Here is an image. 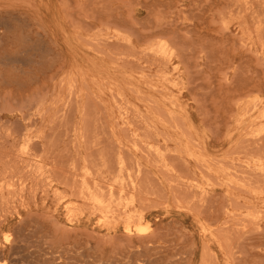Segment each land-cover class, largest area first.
<instances>
[{
	"label": "rangeland",
	"instance_id": "374dc122",
	"mask_svg": "<svg viewBox=\"0 0 264 264\" xmlns=\"http://www.w3.org/2000/svg\"><path fill=\"white\" fill-rule=\"evenodd\" d=\"M0 18L11 29L0 41V76L11 80L0 95L12 105L35 91L30 77L45 80L44 99L55 101L38 125L57 137L47 152L91 164L115 203L146 197L131 224L153 226L161 241L124 250L125 264H264V0H0ZM60 212L67 229L110 238L96 220L70 225Z\"/></svg>",
	"mask_w": 264,
	"mask_h": 264
},
{
	"label": "bare ground",
	"instance_id": "6f19581e",
	"mask_svg": "<svg viewBox=\"0 0 264 264\" xmlns=\"http://www.w3.org/2000/svg\"><path fill=\"white\" fill-rule=\"evenodd\" d=\"M83 5H85V4H83ZM68 9H69V7H68ZM86 10L87 9H85V11ZM75 12H76V10H75ZM89 15H90V12H89ZM68 16H66V17H68ZM92 16H95V15H92ZM217 17H219V16H217ZM2 20H4V19H2ZM69 21H71V20H69ZM2 22L3 21H1V18H0V41H2V39H5V37H6L5 34L7 32H10L9 30H11V29L8 30V27L6 25H4V23H2ZM72 23H71V25L74 27V25ZM80 26L81 25H79V27ZM82 27H84V26H82ZM223 29H224V27H223ZM250 29H252V28H250ZM82 30H84V28ZM107 31H108V28H107ZM220 31H222V30L220 29ZM257 31H258V29H257ZM261 34H263V33H261ZM248 35H250V34H248ZM261 39H263V38H261ZM22 41L26 42L27 40L25 39ZM101 42L103 43V41H101ZM258 42H260V41H258ZM22 43H24V42H22ZM88 43L89 42H87V44ZM98 44L99 43L97 42V45ZM101 46H103V45L101 44ZM97 50H99V49H97ZM49 51L50 52H48V54H49L50 60L54 64L53 50H49ZM234 52H235V50H234ZM103 53H104V51H103ZM251 55H253V54H251ZM255 60H257V59H255ZM0 63H1V61H0ZM256 63H257V61H256ZM260 68H261V66H260ZM225 71H223V72L226 73ZM234 73H235V70H234ZM56 74H58V70L55 72V75ZM235 75H236V73H235ZM254 75H255V73H254ZM225 78H224V80H226ZM31 79H32V82H31ZM50 79L51 80L54 79V74L52 75V77L49 78V80ZM229 79H232V77ZM29 80H30L31 84L36 85L35 91H29L28 90L27 94H25L24 96H21V98H19V100H17L13 96V99L17 100V101L13 102L14 101L13 100L12 105H11V100L9 98L8 92H7L8 96H7V93L0 95V264H89V262H91V261L94 262L93 264H120L121 262H123V264H125V262H124L125 261V255L127 254V252H124V250L126 251V249L131 248L132 246L135 245V243H139L140 246L143 245V247L148 248V250L150 248H153L156 244L158 245V241L160 240V235L156 230L153 229V226L151 227V226L147 225L145 227L140 228V227H136L137 226L136 224H134L136 226H134V225L132 226V224H131L132 221L137 220V222H138V220H140L141 218L144 217V213H143L141 206L144 203L146 197H143L142 199H140V201L137 200V203L135 201L133 202V200L129 201L127 199V201H129V202L126 201L127 202L126 204H124V203L120 204L119 202L116 201L118 203L117 204V203H115L116 191L112 190L113 189L112 187L109 188L110 185L107 186V182L109 180L107 181V179H104L106 176L102 177L103 176L102 175L101 179L99 178L98 181H96L97 179L95 180V178H93L95 176H94V174H92V172L94 173L95 170L94 171L92 170L91 164H90V167H91L90 169L83 166V165H81V169L80 168L78 169L77 168L78 163L76 162L77 163L76 164L75 160L71 159V161L70 160L65 161L63 159L65 157H62V156L59 157L58 155H52V154H49L47 152V149H48L47 143L48 142L47 143H45V142H46V138L48 140L49 135L45 138L43 128L38 125V121L39 122H45L44 119H46L49 116V114L51 113L50 109H51V106L55 100L53 99L48 103V100L44 99L46 97V94H47V93H45V90L47 87V85H46L47 82H45V80L44 81L39 80L38 82H36L38 80L37 76L30 77ZM224 80L222 79L224 84H226ZM229 82H227V83H229ZM10 83H11L10 78L4 77L3 75L0 76V87L2 86L3 88H5L6 86H10ZM66 83H67V88L69 90L68 91L69 95L66 92L65 96L67 95L71 99L72 98L71 96H73L75 93L74 88L77 91L78 80H77V78H73V77L69 76L66 79ZM83 85L85 86V84H83ZM227 85L228 84H226V86ZM80 92H82L81 88H80ZM87 92H88L87 94H91L89 91H87ZM254 94H256V93H254ZM245 95H248V94H245ZM67 96L65 98H67ZM88 96H91V95H88ZM113 97H115V96L113 95ZM73 99L74 98H72L71 100L73 101ZM64 100H66V99H64ZM71 100L70 101L68 100L69 103L72 102ZM86 100L87 99H85L84 105L90 104V103H86L87 102ZM92 100H93V98H92ZM77 101H79V99ZM255 102H257V101H255ZM69 103L67 105L66 104L65 105L67 107H69L70 106ZM85 106H87V105H85ZM94 106L91 108H94ZM256 106H257V104L255 105V107ZM33 108H35L36 110H33ZM63 109H67V111H68L69 108L64 107ZM87 109L88 108L85 107L84 110H86V112H87ZM60 111L61 110H59L58 112H60ZM93 111H94V109H93ZM17 112L20 113V117L15 116L17 114ZM61 112H63V111H61ZM82 113H83V111H82ZM84 114H86V113H84ZM57 117L58 116L56 115L55 118H57ZM83 118H85V117H83ZM58 119L59 118H57L56 120H58ZM59 127H61V126H59ZM52 129H54V127ZM55 130H56V128H55ZM49 131H51V130H49ZM50 133L51 132H49V134ZM53 137L52 138H51V136L49 137L52 139V141L50 139L48 140L49 142L51 141V144H54L55 142H53V140H54V138H57L56 136L54 138ZM92 140H93V138H92ZM54 141H56V139ZM58 142H60V141L58 140ZM83 142H85V141H83ZM88 143L89 142H87V144ZM48 144H50V143H48ZM54 145L52 146L53 149H54ZM50 146L51 145H48L49 148H50ZM55 147H57V144ZM51 153L54 154V152H51ZM55 153H57V152H55ZM88 158L89 157H87L86 159H84V158L83 159L88 162V160H87ZM63 160L65 162H68V164H69V166H67L68 169L63 167ZM88 163H91L90 159H89ZM88 163H87V165H88ZM226 168H227V166H226ZM231 168H232V166H231ZM107 176H109V175H107ZM235 177H236V174H235ZM111 178H112V176H111ZM125 182H127V181H125ZM125 182H123V183H125ZM158 188H159V186H158ZM262 192H264V191H262ZM117 197H119V196H117ZM119 199L121 202V197H119ZM117 200H118V198H117ZM129 203L130 204L136 203L135 205H138V207L136 206V209H133L132 208L133 205L132 204L130 205ZM48 204H50L54 207L53 211L46 209V206ZM139 207L141 208L142 211H140L138 209ZM61 210H64L65 216H66V222L69 223L70 225L77 222L78 218L83 217V216L96 220V223H95L96 229L104 228L106 230L105 231L106 235L107 236L110 235V238L104 237V235L103 236L95 235L93 232H89V233H86V232L81 233L80 232V233H78V231L76 232L75 228H72V229L68 228L67 229L66 227H64V224H62L61 219L59 218L61 215V212H60ZM253 210H254V208H253ZM39 211H42V213L40 214ZM251 212L253 213V211H251ZM252 213L250 216H252ZM242 219H243V217H242ZM255 219H256V217H255ZM249 222H250V220H249ZM256 227H257V225H256ZM250 231H248V232L250 234H252ZM242 237H244V236H242ZM105 238H107V239H105ZM237 243L238 242H236V244ZM237 247H238V244H237ZM250 247L251 246H249V248ZM27 248L28 249L35 248V252H41V253L43 252L45 259H43L41 261H36V262L28 261L27 260L28 256L24 255L22 253ZM228 248H229V246H228ZM254 248H256V247H254ZM139 249H141V248H139ZM110 251H114V252H110ZM115 251H118V252H115ZM228 251H230V250H228ZM250 251H253V250H250ZM71 252H73L74 255H76L78 257H85L84 261L76 260L74 257H72ZM133 252H135V251H133ZM242 256H244V255H242ZM134 257H135V255H134ZM206 261H207V259H206ZM138 262H137V264L141 263V261H140V263H138ZM146 262L147 263H144V264H149V262H151V260H147ZM90 264H92V263H90Z\"/></svg>",
	"mask_w": 264,
	"mask_h": 264
}]
</instances>
